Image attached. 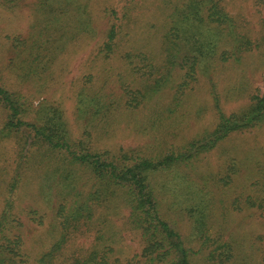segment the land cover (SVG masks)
I'll return each mask as SVG.
<instances>
[{"label":"rangeland","instance_id":"obj_1","mask_svg":"<svg viewBox=\"0 0 264 264\" xmlns=\"http://www.w3.org/2000/svg\"><path fill=\"white\" fill-rule=\"evenodd\" d=\"M182 1L0 0V85L22 96L24 120L59 107L75 150L185 152L264 93V0H222L231 24L168 29ZM7 112L0 104V246L18 264H42L50 251L54 264H69L106 244L110 264H136L144 243L124 196L94 201L93 218L64 233L96 177L29 129L4 130ZM193 152L150 175L163 217L193 264H218L207 257L223 242L232 243L227 264H264V119Z\"/></svg>","mask_w":264,"mask_h":264},{"label":"trees","instance_id":"obj_2","mask_svg":"<svg viewBox=\"0 0 264 264\" xmlns=\"http://www.w3.org/2000/svg\"><path fill=\"white\" fill-rule=\"evenodd\" d=\"M221 1L183 0L176 8L178 17L167 19L166 26L168 29L178 31L181 28L185 30L191 26H203L209 29L212 23L218 25L229 22L231 24L233 18L225 11ZM56 3L62 4L61 2ZM47 4L53 6L51 2ZM201 10H203V13H201ZM169 35H173V32ZM167 38L168 36H165V39ZM114 41L115 32L114 29H111L105 47L110 49ZM243 44L248 46L250 39L246 37ZM215 48H217V44L213 41L212 51ZM228 55L232 56V52L224 49L223 58ZM195 67L196 62L190 67L192 72L196 70ZM21 97V95L0 85V104L8 111L3 129L10 132L23 130L22 127L29 129L32 134L34 133V137L39 143L53 151L65 154L73 164L87 168L97 180L94 192H91L84 200H74V204L80 206L71 214L72 219L70 221L66 220L67 225H63V231L71 226L73 230H79L83 223L81 218H88V220L93 218L91 214L92 210L94 211L92 205L94 201L99 206H103L116 194L124 196L123 200L129 207V222L139 231L144 243L136 264H193L190 249L185 246L181 235L163 217L160 211L159 200L155 196L150 175L191 158L195 154L193 149L195 151L212 149L230 134L252 128L264 119V93H262L253 96L251 104L246 110L240 113L234 112L228 116L222 115L216 128L203 140H196L189 144L187 151L170 153L162 158L154 159L135 155L131 151L125 150L118 153H111L107 150L92 151L84 149L82 145L81 150H75L73 147L77 143L70 141L64 113L59 107L50 106L47 110H44L46 115L42 121L34 116L31 117V120H24L23 117L28 116L27 114L31 111L26 109V102ZM79 146L80 144H78ZM263 202L264 200L258 203L260 208H264ZM82 206H85V209ZM58 212L62 211L59 210ZM3 220L4 223L0 224L2 228H0V240L5 236L3 225L8 221L7 217H3ZM63 242L64 239L60 240L55 247ZM218 246L219 253L215 254V251L211 250L207 260H214L218 264H227L228 259L233 257L232 243L223 242ZM108 248V245L103 244L100 249L90 252L85 257L75 258L69 264H110V258L107 255ZM54 253L50 251L44 254L40 259V263L54 264ZM15 254L12 249L6 251L0 246V264H18L16 257H11Z\"/></svg>","mask_w":264,"mask_h":264}]
</instances>
